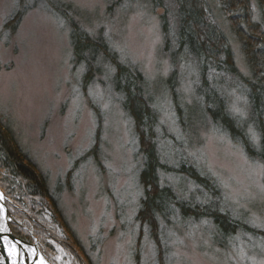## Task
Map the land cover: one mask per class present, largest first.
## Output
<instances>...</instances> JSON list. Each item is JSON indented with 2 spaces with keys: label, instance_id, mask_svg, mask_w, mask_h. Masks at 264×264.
I'll return each instance as SVG.
<instances>
[{
  "label": "rangeland",
  "instance_id": "obj_1",
  "mask_svg": "<svg viewBox=\"0 0 264 264\" xmlns=\"http://www.w3.org/2000/svg\"><path fill=\"white\" fill-rule=\"evenodd\" d=\"M148 1L0 0L2 124L15 133L33 168L49 176L52 193L59 197L56 214L48 201L29 198L25 182L1 170L0 190L12 216L9 228L26 242L37 241L46 264H264L259 240L238 235L221 246L214 226L180 221L176 214L172 227L159 223L161 248L154 231L137 218L142 159L134 125L116 90L114 69L100 56L92 66L94 81L85 85L87 68L81 61L90 53L78 49L83 37L71 20L90 36L103 37L122 61L142 72L144 92L154 98L170 132L187 142L192 161L212 173L234 214L264 230V164L249 159L201 112L188 122L196 96L184 67L175 82L190 128L181 131L170 89L172 64L163 44L164 11ZM207 3L233 46L238 70L248 76L233 24L218 0ZM59 6L71 15L62 16L54 8ZM19 14L20 21L13 22ZM238 97L234 107L242 111Z\"/></svg>",
  "mask_w": 264,
  "mask_h": 264
},
{
  "label": "trees",
  "instance_id": "obj_2",
  "mask_svg": "<svg viewBox=\"0 0 264 264\" xmlns=\"http://www.w3.org/2000/svg\"><path fill=\"white\" fill-rule=\"evenodd\" d=\"M218 1L221 11L233 24L247 58L248 76L238 70L233 46L213 21L207 0H149L147 3L164 11L161 27L164 50L172 64L170 89L175 116L181 131L188 132L190 124L184 119L183 103L178 102L176 91V82L185 72H180L179 68L184 67L190 71L187 76L195 84L196 96L188 122L197 120L196 116L201 112L218 132L240 145L249 159L264 164V0H256V9L252 0ZM60 7L54 8L62 16L71 15L70 10ZM19 17L20 14L12 21H20ZM71 25L83 37L78 49L90 53V57L81 61L87 68L85 85L95 79L96 72L92 66L99 56L114 69L116 90L133 122L140 146L139 183L143 195L137 218L154 231V240L159 239V247L163 246L160 232L159 238L156 233L158 226L160 229L159 223L172 227L176 214L180 221H206L209 226H214L223 238H215L221 246L238 235L246 241L253 238L264 243V230L251 226L234 214L212 173L192 161L187 142L176 137L162 122L153 105L154 98L149 92H144L142 72L122 61L103 37L90 36L72 20ZM235 95L245 98L238 97L242 111L234 107ZM2 121L0 117V173L1 170L6 171L25 182L29 198L41 197L57 214L59 197L52 193L49 176L33 168L15 133ZM1 178L2 175L0 181ZM173 179L178 182H173Z\"/></svg>",
  "mask_w": 264,
  "mask_h": 264
},
{
  "label": "water",
  "instance_id": "obj_3",
  "mask_svg": "<svg viewBox=\"0 0 264 264\" xmlns=\"http://www.w3.org/2000/svg\"><path fill=\"white\" fill-rule=\"evenodd\" d=\"M0 192L2 193L1 190ZM2 196L4 197L2 199L4 203L5 196L3 193H2ZM11 219H12V216L9 214V212H7V221H10ZM7 229H8L7 232L0 231V240L5 241V238H7L14 245H16L17 251H19V253L22 256L21 262L23 264H37V261L39 258L44 259L37 241L34 244L28 243L24 241L23 239L14 236L10 228L7 227ZM6 255L7 254H2L0 251V260L3 261V264H12L11 261L7 260V258L5 257Z\"/></svg>",
  "mask_w": 264,
  "mask_h": 264
},
{
  "label": "bare ground",
  "instance_id": "obj_4",
  "mask_svg": "<svg viewBox=\"0 0 264 264\" xmlns=\"http://www.w3.org/2000/svg\"><path fill=\"white\" fill-rule=\"evenodd\" d=\"M2 193L0 192V209H1V211H0V228H3V227L9 228L10 221H7V217H6L7 205H6V201H4V203L2 201V199L4 198L2 196ZM0 251L2 254H7V255H10V251H11L13 253L12 255H10L12 257V263H14V260H15V264H23L21 262L22 256L19 253V251H17L16 245H14L12 242H11V244H7V243H5V241L0 240ZM37 264H46V263L44 262L43 259L39 258L37 261Z\"/></svg>",
  "mask_w": 264,
  "mask_h": 264
},
{
  "label": "snow or ice",
  "instance_id": "obj_5",
  "mask_svg": "<svg viewBox=\"0 0 264 264\" xmlns=\"http://www.w3.org/2000/svg\"><path fill=\"white\" fill-rule=\"evenodd\" d=\"M0 231H3V232H7L8 229L6 227H3V228H0ZM5 243L7 244H11V241L8 240L7 238H5ZM13 253L10 251V255H12ZM0 264H3V261L0 260ZM14 264H15V260H14Z\"/></svg>",
  "mask_w": 264,
  "mask_h": 264
}]
</instances>
